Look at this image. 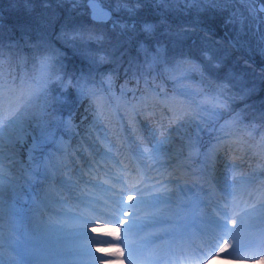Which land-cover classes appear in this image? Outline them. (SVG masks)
I'll use <instances>...</instances> for the list:
<instances>
[{"label":"rangeland","instance_id":"rangeland-1","mask_svg":"<svg viewBox=\"0 0 264 264\" xmlns=\"http://www.w3.org/2000/svg\"><path fill=\"white\" fill-rule=\"evenodd\" d=\"M233 7L242 16L248 17L249 9L264 7V0H261V5L256 0H233ZM1 8L3 7H0V11ZM77 19L86 27L106 31L104 25H89L86 17ZM174 19L173 27L177 29L181 26L188 27L193 22L192 17L180 14ZM212 32L216 33L217 29L213 28ZM232 35V29L224 32L220 29L219 34L212 35L209 41H205L202 34L196 32L184 42L173 45L165 56L151 61L150 67L141 59L131 69L134 76L140 73L145 75L142 77V85L148 90L145 93L139 92L137 100L144 101L154 97L157 102L162 103V108L163 105L167 107L169 114L166 121L163 118V125L155 123L159 118L152 114V123L149 125V121H146L148 128L143 135L145 141L141 145L137 141L135 150L141 169V189L149 188V191L139 192L137 195L157 196L156 201H166L162 206L160 202L151 201V210H155V216H172L177 222V217L185 219L194 214L195 202L200 200L208 204L212 201V208L226 213L221 220L227 230L233 227L231 220L238 216L248 219L250 225L257 223V228L264 223V123L257 120L264 112V94L259 90V77L264 73V68L259 65L264 61V56L258 55L247 44L244 47L232 44ZM211 40H218L219 46L211 44ZM51 41L52 46L58 48L55 41ZM202 46L223 51L225 58L231 61L230 70L246 79H255L257 95L242 100L236 88L231 85H228L227 90L222 88L227 81L221 79L219 74L209 72L203 61L197 58ZM22 56L16 54L7 58L10 64L17 67V64H21L22 70L16 74L17 77L5 79L0 76V135L4 145L0 155V168H3V172H0V264H51L46 263V260H22L19 254L26 252L25 242L32 249L30 252L51 254L57 263L77 264L80 261H90L91 258H77L78 254L69 257L72 252L84 251L85 246L90 244L89 238L94 237L85 234L83 242H80L75 239L74 229L90 230L102 224H82L76 217L92 219L90 214L96 208L95 200L104 199V193L110 195V187H120L110 183L104 174L114 175L121 180L125 177L122 169H118L120 165L123 168L127 165L119 157L122 145L111 140L113 136L126 139V133L129 132L123 121L122 109H125V114L134 113V103L130 95H125V90L116 91V74L113 73L108 79L104 73H98L107 84L94 78L97 72H92L89 76V61L80 52L69 56V61L62 55L53 57L50 52L45 60H41L36 53L33 58L28 53ZM130 57H136V51L131 47L123 57L125 68L129 67L126 62ZM5 60V57L0 58V63ZM11 67L8 69L10 73L16 72L12 65ZM27 70H33V73L28 75ZM107 70L111 71V68L108 67ZM3 72L4 70L0 71V74ZM81 76L86 79L79 80ZM57 77L63 79V85ZM156 77L161 80H156ZM149 79L152 80L151 83ZM126 85H129L128 82ZM79 91L87 92V96L79 104L61 105L54 99L63 95L72 101ZM45 94L50 103L46 112L41 111V97ZM84 103L90 106L89 112L75 119L71 109ZM103 114L107 116L109 123ZM80 121L83 123L81 135L85 137L83 141L68 147ZM38 125L47 127V141L38 142ZM136 125L137 129H141L137 122ZM226 126L232 128L231 132L240 133L243 147L246 146V154L231 156L226 151L225 154L220 153L219 148L225 150L229 142L228 132L224 130ZM223 131L226 132L222 133ZM233 137L236 138L235 135ZM85 138L91 141V147L87 146ZM258 140L261 160L249 162L252 158L249 153L253 151ZM88 147L94 148L92 154ZM145 147L151 149L150 154L143 151ZM33 148L37 149L34 153ZM78 149L80 154L83 153L80 156L82 160L80 158L77 163L72 164V158L79 156ZM25 151L33 155L34 160L29 161L31 169L22 163L21 177H18L15 169L13 170L15 164L9 156L16 162L21 161ZM95 152L98 153L97 158ZM212 154L220 158L219 163L222 166L221 171L218 169V175L210 180L214 185L213 190H208L202 182L209 180H205L202 171H208L207 165L213 158ZM117 158L123 164H116L114 160ZM83 161L87 163L86 166ZM110 164V171L104 170ZM87 168L103 173L101 177L107 181L87 174ZM184 169H192L202 174L187 177L181 172ZM36 171L39 172L38 177L35 175ZM129 187L133 188L132 185ZM200 187H203L202 193L204 192L205 197L198 199ZM191 190L195 191L194 197L188 194ZM113 193L114 191L111 195ZM186 203L191 206H186ZM64 227L69 231L57 234ZM177 229L178 225L175 231ZM153 232L156 231L152 230L150 233ZM254 236L256 238L257 234ZM109 241L115 242L113 239ZM91 244L98 243L93 241ZM247 245V242L241 241L235 246L240 250ZM235 246L231 259L247 262L260 260L257 256L252 260L246 254L234 251ZM222 256L220 254L218 257ZM119 259L120 256L116 255L106 261L116 264ZM97 261L105 262L102 258H97Z\"/></svg>","mask_w":264,"mask_h":264},{"label":"snow or ice","instance_id":"snow-or-ice-1","mask_svg":"<svg viewBox=\"0 0 264 264\" xmlns=\"http://www.w3.org/2000/svg\"><path fill=\"white\" fill-rule=\"evenodd\" d=\"M8 8V12L0 11V37L6 30L10 37H18L19 39L12 40L10 47L18 46L22 41L25 46H34L45 53L50 52L53 57H59L62 53L52 46V41L48 38L50 30L54 29L55 41L61 47L79 45L81 56L89 61V76L92 72H97L104 73L105 78L110 79L116 71L114 66L124 62L123 57L128 54L129 47L135 49L136 57H130L126 62L129 65L128 71L141 59L150 67L151 61L165 56L173 45L184 42L196 32H200L203 39L209 41L212 35L219 34L221 24L224 25V30H233L232 44L238 47L247 44L258 55L264 56V7L249 9L248 17H244L233 7V0H10ZM177 14L192 17L193 22L188 27L174 28ZM81 17H86L91 25L106 26V31L86 27L78 22L77 18ZM213 28L217 29L216 33L212 32ZM210 43L217 46L220 44L218 40H211ZM2 57L3 45L0 43V58ZM197 58L203 61L209 72L219 74L221 79L227 81V84L221 86L225 90L231 85L236 88L242 100L257 95L256 80L246 79L230 70L231 61L225 58L223 51L202 46ZM108 66H113L111 71L107 70ZM259 66L264 68V61ZM57 79L64 84L62 78ZM83 79L86 77H79V80ZM259 90L264 94V73L259 77ZM85 96L86 91H79L72 101L63 95L54 99L61 105L79 104ZM41 100V111L46 112L50 106L47 94ZM260 119L264 123V112ZM37 132L38 142L47 141L49 132L46 126L38 125ZM17 145L19 146V140ZM3 147L0 135V155ZM36 150L33 148V153ZM143 151L151 153L149 147H145ZM9 159L16 164L11 155ZM32 160L34 156L25 151L21 163L31 169L29 161ZM0 172H3V168H0ZM35 175L38 177L39 172L36 171ZM139 191L138 188L120 189L122 201L121 217L117 220L119 226L113 227L108 233L116 240L121 239V227L135 223L131 220L135 213L127 208L135 207ZM236 223L235 219L231 220L233 227ZM87 231L95 233L97 227L90 230L87 228ZM233 247L234 245L225 242L220 252L224 253ZM101 251V248L95 249V252ZM129 252L131 254V249ZM259 264H264V253L260 254Z\"/></svg>","mask_w":264,"mask_h":264},{"label":"bare ground","instance_id":"bare-ground-1","mask_svg":"<svg viewBox=\"0 0 264 264\" xmlns=\"http://www.w3.org/2000/svg\"><path fill=\"white\" fill-rule=\"evenodd\" d=\"M138 187H141V184H137L135 185L134 188H138ZM148 188L144 187L142 188L140 191L141 192H144V191H147ZM116 198H122L120 196V191L118 193H116L115 195ZM139 197L141 196H138V201L134 202V205L135 207H131L130 209H128L129 211H133L135 214L133 215V217H131V220L135 221V223H130L128 225H124L123 227H121V231H125V235L121 233H119V235L121 236V238H125V240H129L130 243H132L133 246H139L141 249H140V253L137 257V259L139 258L140 254L142 253V251L149 246V244H152L153 243V248L150 250V252L147 254V255H150L151 251L154 250L155 247H159L158 248V251H161L159 253H161V259L163 257V255H165V253L168 252V249H169V245L172 243L173 241V238L176 236L177 239H182L183 236H184V233H186V229L190 228L191 224H187V225H184L183 227H180V230L174 232L171 237H170V240L168 241V245L165 249V253H163L164 251H162V246L159 245L157 243V241L155 240L156 238V234H152L148 237H143V233L142 232H146L147 230L151 231V228H159L161 226H165L169 229H171L173 227V224H172V221L171 219L173 218L172 216H168V217H160V216H155V220H146L148 215H142V212H146L148 211V208L147 207H143V208H139L137 204H140L142 202L144 203H150L151 201H156L158 199V197L156 196H142V199H139ZM99 205H102V206H107L108 203L106 202H103V201H98ZM119 202V201H116V203ZM161 203H164V202H161ZM121 205V204H120ZM113 206V205H112ZM114 209H118V211H120L119 208L113 206ZM189 207V206H188ZM203 209V208H202ZM202 209H200V212L202 211ZM102 212H100L101 214ZM197 213V212H196ZM202 213H205V212H202ZM99 214V213H98ZM95 216V215H94ZM107 216H114L116 217L117 219L120 218L118 215L112 213V212H109L107 213ZM207 216H209V214H207ZM96 217H98L96 215ZM124 219H129L128 217H124ZM237 219V220H236ZM236 226L234 227L233 231L234 233H228L227 236H225L224 240L222 239V236L221 234L223 232H220V234L218 235L219 237V240H223V242L221 244L218 245V247L220 246V248L223 247L224 243L227 242L229 244H232V245H236V243L238 242H247V244H249L251 247H252V250L253 252L257 251L258 248H259V243H256L255 241V236L257 234V231L259 230V228L255 227L253 228V226L257 225V223H254L253 225H250V223L248 222V219H245V217L243 216H238L236 217ZM257 220V219H255ZM93 221H97V220H92V219H85L83 220L82 218L79 219V223H86V224H91L93 223ZM195 222V218L193 217L192 218V221L191 222ZM99 223V221H97ZM151 222H156L155 224H152ZM77 223V222H76ZM208 224H211V221H208ZM119 226V225H118ZM113 227H116L114 225H108V226H99L97 227L98 231L100 232V234H103L104 236H108V233L111 231V229ZM205 228V227H204ZM67 228H60L59 229V232L57 234H63L65 232H68L69 230L66 231ZM215 228H210V229H206L205 228V231L206 233L210 234L212 232H215L214 231ZM82 230V231H81ZM75 231V239H79L80 242H83V239L85 237V234H88V231L86 229H74ZM80 231V232H78ZM142 231V232H141ZM199 234V232H198ZM109 237H113V236H109ZM163 240L161 241H165V237L163 236L162 237ZM92 240L94 241V239L92 238ZM134 240H138V241H134ZM97 243H100V244H87V246H85L86 248H84L83 250H85V253H92L93 255H99V252H95V249L96 248H101V249H105L106 247H109V246H103L101 245V243H103V241H98L96 240ZM127 246H125V249H126ZM237 246H235V249L234 251H237L238 249L236 248ZM24 248L26 250V252H21L19 254L20 257H22V260L24 259H33V258H42V259H52L51 257H53L51 254H38V253H33V252H30L32 249L30 248L29 244L27 242L24 243ZM234 247L233 248H230L228 251L222 253L223 256L222 257H216L212 262H210L209 264H259V261L257 262H247V261H241V260H234V259H231V255H232V251H233ZM261 249V248H259ZM130 250V248H129ZM129 250L124 253H129V254H126L125 255V258L126 259H130V260H127L129 261L130 263L129 264H134L133 261H131V256H132V250H131V254L129 252ZM220 250V249H219ZM83 251H79V252H74V253H77L78 255H81ZM74 253H71L69 255V257L75 255ZM221 253V252H220ZM245 255V254H244ZM96 257V256H95ZM95 257H92L90 261H80V262H77V264H101V263H107L108 261H106V259H104L105 262H98L97 258ZM98 257V256H97ZM250 257V256H248ZM38 258V259H40ZM77 258H81V257H77ZM84 258H87V257H84ZM161 259L158 261V262H161ZM116 264H124V262L122 260H120L118 263ZM161 264H164V263H161Z\"/></svg>","mask_w":264,"mask_h":264},{"label":"trees","instance_id":"trees-1","mask_svg":"<svg viewBox=\"0 0 264 264\" xmlns=\"http://www.w3.org/2000/svg\"><path fill=\"white\" fill-rule=\"evenodd\" d=\"M9 3H10V0H0V7H3V8H1L2 12L10 11V9L8 8ZM53 7H54V5H53ZM38 11H39V9H38ZM49 11H51V10H49ZM57 11H59V10H57ZM13 19H15V18H13ZM87 22H88V20H87ZM89 25H91V24L89 23ZM219 28L223 29V32L225 31L222 24L219 26ZM3 35H5V37H0V43H2V45H3V54L5 56L13 57L16 54H19V57L20 56L23 57L22 54L28 53L29 57L33 58L34 53H36L41 60H45L48 57L49 53H45L41 49H38L34 46H25L22 41L20 42V44L18 46L10 47L12 40L13 39H19V38L18 37H10L9 32L7 30L3 33ZM48 38L50 40L55 41V30L54 29L50 30V34H49ZM55 43H56V41H55ZM56 45H57L58 49L61 51V53H62L61 55L66 58V61L70 60L69 56H73L75 53L80 52L79 51L80 47H79V49L77 48L79 45H72V46H66V47H61L58 43H56ZM74 49H75V51H74ZM123 63L116 65L117 71L114 72V74H116L118 84L120 82L122 83L124 80H129V81L135 83L136 79L132 75V74H134V71H132V70L128 71V68H125V64H123ZM17 65L19 66L17 68L21 69V64H17ZM108 67L112 68L113 66H108ZM97 74H96L95 78L97 77V79L99 78V80H100L101 79L99 77L100 74H98V75ZM119 86H121V85H119ZM132 87L135 88L136 84H134ZM71 110L75 112L74 115L78 118H81L82 114L89 111V109L87 108V105L85 103L81 104L78 108H73ZM257 120L261 121L260 117ZM79 126L81 127V124ZM77 138L80 139L79 137H76L75 139H77Z\"/></svg>","mask_w":264,"mask_h":264},{"label":"water","instance_id":"water-1","mask_svg":"<svg viewBox=\"0 0 264 264\" xmlns=\"http://www.w3.org/2000/svg\"><path fill=\"white\" fill-rule=\"evenodd\" d=\"M258 2L259 5H261V0H256Z\"/></svg>","mask_w":264,"mask_h":264}]
</instances>
